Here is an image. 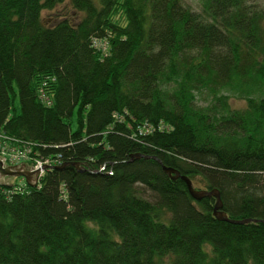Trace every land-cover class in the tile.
Listing matches in <instances>:
<instances>
[{
    "label": "trees",
    "instance_id": "1",
    "mask_svg": "<svg viewBox=\"0 0 264 264\" xmlns=\"http://www.w3.org/2000/svg\"><path fill=\"white\" fill-rule=\"evenodd\" d=\"M63 1L0 0V131L84 167L0 186V264H264V5L69 0L82 17L45 25Z\"/></svg>",
    "mask_w": 264,
    "mask_h": 264
},
{
    "label": "water",
    "instance_id": "2",
    "mask_svg": "<svg viewBox=\"0 0 264 264\" xmlns=\"http://www.w3.org/2000/svg\"><path fill=\"white\" fill-rule=\"evenodd\" d=\"M139 157L152 158L159 162L156 156H148V155H142V154L132 155L130 159L132 160L133 158H139ZM1 158L5 159L4 156H1ZM67 164H72L78 170H84V167L79 162H64L60 165L51 166L49 168H53V169L62 168ZM43 166H48V164H40L31 170L28 168L27 164L23 163L22 161L14 165L4 166L3 161L0 159V186L7 185L9 183V178L14 177V176L22 177L28 185L35 186L37 184L38 169ZM162 169L172 179H177V178L182 179L186 184L189 195L194 200L200 201L201 199L206 198V197L208 198L213 197L214 198V205H213V211H212L213 216H215L219 220H225V221H228L234 224H242V223H247L250 221H257V220L250 219V218H243V219L229 218L226 215V213L222 211V201H221L220 193L217 189L195 188L192 184L191 179L188 178L186 175H182L177 169L167 167L165 165H162Z\"/></svg>",
    "mask_w": 264,
    "mask_h": 264
},
{
    "label": "built area",
    "instance_id": "3",
    "mask_svg": "<svg viewBox=\"0 0 264 264\" xmlns=\"http://www.w3.org/2000/svg\"><path fill=\"white\" fill-rule=\"evenodd\" d=\"M92 46L97 50L105 52L107 48V43L106 40L103 38H93ZM39 97L46 105L51 104V100L46 95H44L43 92L40 93ZM114 117L117 118V115H114ZM154 129L168 130L169 126L164 122H159L157 126L143 123L137 127L136 130L137 132H133L131 136L134 139H136L141 135H145L153 132ZM16 143H17L16 140H14L10 136L0 131V159L3 161L4 166L14 165L22 161L23 163L27 164L30 170L40 164H48V166H43L44 169L43 167H40L38 169L37 183L39 182L40 178L43 176L44 172L50 169L49 167L61 164L60 155H56V156L39 155V154L34 155V153H31L30 147L18 146ZM1 156H4L5 159L1 158ZM106 169L107 168L104 165L100 167L99 171H105ZM108 173H110V171H108ZM17 189L19 191H23V189L19 186L17 187Z\"/></svg>",
    "mask_w": 264,
    "mask_h": 264
},
{
    "label": "rangeland",
    "instance_id": "4",
    "mask_svg": "<svg viewBox=\"0 0 264 264\" xmlns=\"http://www.w3.org/2000/svg\"><path fill=\"white\" fill-rule=\"evenodd\" d=\"M95 1H97V0H95ZM183 1L186 4H188L189 6H191L194 10L200 11V0H183ZM259 1L262 5H264V0H259ZM82 15H83V13L76 10L71 5L69 0H65L62 3L57 4L56 6H54L51 9H43L41 11L42 22L45 25H52V24L56 23L57 21L61 20L62 18H67V19L71 20L72 22H75L76 20L81 18ZM197 98H198L197 100H198L199 104H204L207 101H209V99L206 98V96L204 94L198 96ZM229 101H230V104L232 107H240V106H243L245 104L244 100H242V99L231 98ZM14 105L19 110L18 97L15 98ZM117 118L121 119V117L119 115H117ZM75 119H76V113H74V116L72 117V129H75V125H76ZM102 166H104V164L101 165L100 167H102ZM100 167L98 169H100ZM43 169H44V167H43ZM9 182L20 184V183L25 182V180L22 177L14 176V177L9 178ZM192 184L195 188H198V189L204 188V183L201 182L199 179H195ZM88 225L93 226V224H90V223H88Z\"/></svg>",
    "mask_w": 264,
    "mask_h": 264
}]
</instances>
